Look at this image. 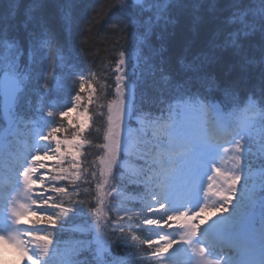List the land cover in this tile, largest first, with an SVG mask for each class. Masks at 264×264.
<instances>
[{
	"label": "snow or ice",
	"instance_id": "1",
	"mask_svg": "<svg viewBox=\"0 0 264 264\" xmlns=\"http://www.w3.org/2000/svg\"><path fill=\"white\" fill-rule=\"evenodd\" d=\"M50 3L12 0V11L0 14V148L12 146L15 160L6 188L22 186L30 200L6 199L17 234L0 243L18 249L26 264H45L54 230L69 214L90 210L96 234L62 240L63 264H241L257 246L264 253V0H114L120 19L109 27L133 36L111 68L114 87L98 90L81 79L58 112V101L50 102L57 67L51 53L62 64L63 50L46 15ZM55 6L70 31L76 0ZM132 67L154 78L150 86L168 107L152 121V134L140 137L138 175L122 183L136 114ZM98 99L107 109L102 141L92 138L101 131L91 110ZM129 185L143 190L138 210H117V223L102 225L103 196L115 200ZM209 197L216 200L211 207ZM25 215L34 219L20 227ZM129 237L150 255L112 259V247L128 246ZM176 247L187 256L172 258Z\"/></svg>",
	"mask_w": 264,
	"mask_h": 264
},
{
	"label": "trees",
	"instance_id": "2",
	"mask_svg": "<svg viewBox=\"0 0 264 264\" xmlns=\"http://www.w3.org/2000/svg\"><path fill=\"white\" fill-rule=\"evenodd\" d=\"M55 4L56 0H52V3L46 9V15L49 18L50 28L55 39L63 50L59 54L63 57L62 64L56 50L54 49L51 53L57 67L54 69L55 78L53 80L56 90L50 94V102L58 101L57 109H59V105L70 103L71 98L79 89L81 79H83L85 85L92 83L98 90L101 85L111 84L114 87L115 73L111 71V68L114 67V61L118 58V51L131 48L133 36L131 31L125 33L113 32L109 27L111 23L120 19L113 7L114 0H76V7L71 10L74 23L70 31L66 30L61 13ZM11 11L12 0H0V14H8ZM179 51L178 47L171 49L173 56L178 55ZM133 64H135V61H133ZM173 64L178 70V64L175 63V60H173ZM127 70L132 80L137 84L134 100L136 114L134 117L151 121L161 116V109H165L164 116L166 117L167 103L160 104V93L156 90V87L150 86L153 84L154 78L149 76L143 67H132ZM73 81H75V84H73ZM83 95L86 96L87 92ZM174 102L172 101V103ZM102 104L105 106L101 107ZM91 110L96 113L94 127L101 130L99 133L94 131L92 138L94 141L97 139L102 141V132L106 127V116L104 115L107 111L106 102L103 99H98ZM59 119L56 117L57 122H59ZM65 125H67L66 121ZM130 125L133 126L132 123ZM131 137H133L136 147L133 152L129 153L126 162L133 167V172L122 170L123 176L120 177L122 183H126L132 176L139 173L136 157L143 148V144L140 142L142 135L134 130ZM89 151L92 154L90 159H94L97 149L91 148ZM91 191L93 196L97 195L95 185L92 186ZM143 194L142 189L129 185L126 190L119 193L115 200L111 196H103L104 206L101 207V213L104 219L100 223L102 225L108 224L109 221L112 224L117 223V218L114 215L117 210L120 211L121 215H124L125 209L138 210L140 198ZM108 208H111V214L107 211ZM32 219L34 218L32 217L29 220ZM139 222V218H137L132 223L139 224ZM124 223L127 229L130 222L126 220ZM96 224L97 216L93 211L78 210L75 215L69 214L61 226L54 230L55 244L51 249V254L46 258L45 264H63L66 252L61 241L92 239L96 234ZM81 230L84 232L83 235H81ZM111 230V227H108L107 231L109 233ZM132 234L136 235V233ZM144 235H147V233ZM132 244L133 241L129 237L128 246L112 247L111 258L133 260L143 256L145 252L150 255L146 246L144 252H141L139 247H132Z\"/></svg>",
	"mask_w": 264,
	"mask_h": 264
},
{
	"label": "rangeland",
	"instance_id": "3",
	"mask_svg": "<svg viewBox=\"0 0 264 264\" xmlns=\"http://www.w3.org/2000/svg\"><path fill=\"white\" fill-rule=\"evenodd\" d=\"M72 115L75 116L74 113ZM133 121L141 128V131L143 133L146 131V128H148L149 124L140 120V119L133 120ZM149 127L153 130L152 123L150 124ZM133 147H134V144L131 141L129 151H132ZM222 167H224V168L231 167V163L229 162L227 164H222ZM122 170L124 172H127V171L131 170V168L125 162ZM12 177H13V181H14V173H12ZM205 186H206V179H205ZM4 187H6V185L4 184V182H2V185H0V196H1V198L4 199V201L2 202V204H4V206H5L6 199L11 201L13 198H15L14 202L17 205L18 204H24V203H30V200H27L25 198V196L22 194V186L9 188V190H4L3 189ZM3 191H4V194H2ZM208 200H209V202L207 204L209 205V207H211V205L216 202L214 197H209V198H207V201ZM197 203H198V201H194L192 204V207H189L188 210L189 211L195 210ZM0 214L4 218V223H7L10 225V231L8 233L3 232V227L0 228V236L12 237V236L16 235L17 234V226L12 224L9 214L6 213L4 209H3V211L0 212ZM217 215H219V214H217ZM25 217H27V215H25ZM25 217L23 218V220H24L23 225H25ZM196 223H199V220H197ZM20 227H22V226H20ZM95 230H96V226H95ZM169 232L172 235L176 234L175 229L169 230ZM170 252H171L172 258H182L183 256H187V252L184 251L182 248L180 249L178 247H176L174 250H170ZM19 253H20L19 250L16 249L13 245L8 244V243H0V264H20L19 261H17V259H16L17 255H19ZM196 260L198 261L199 258L196 257Z\"/></svg>",
	"mask_w": 264,
	"mask_h": 264
}]
</instances>
